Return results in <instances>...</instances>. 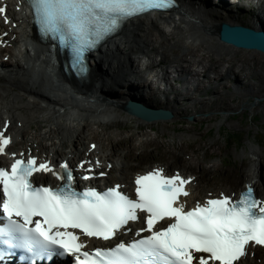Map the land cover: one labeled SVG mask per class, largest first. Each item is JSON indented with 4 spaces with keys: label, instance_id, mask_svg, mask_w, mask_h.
<instances>
[{
    "label": "snow or ice",
    "instance_id": "6c2138e0",
    "mask_svg": "<svg viewBox=\"0 0 264 264\" xmlns=\"http://www.w3.org/2000/svg\"><path fill=\"white\" fill-rule=\"evenodd\" d=\"M174 2L31 0L41 31L70 50L73 68L81 76L88 70L85 53L123 22L168 9ZM0 13H6V8L0 7ZM10 143L11 138L0 131V154ZM53 171L64 181L63 186L33 185L35 173ZM74 180L67 163L54 169L50 162L38 164L35 157L17 159L11 171L0 168V219L6 220L0 227V245L33 256H71L74 264H244L250 246H264V201L254 197L251 187L237 201L222 196L186 211L179 200L189 195L186 185L191 180L178 173L166 176L163 169H156L138 176L136 198L122 193L119 186L103 194L94 189L78 192ZM141 219L146 226L140 232L149 235L108 250H84L80 236L70 230L109 240L129 222ZM166 219L173 222L156 230ZM3 255L0 251V257Z\"/></svg>",
    "mask_w": 264,
    "mask_h": 264
},
{
    "label": "bare ground",
    "instance_id": "6f19581e",
    "mask_svg": "<svg viewBox=\"0 0 264 264\" xmlns=\"http://www.w3.org/2000/svg\"><path fill=\"white\" fill-rule=\"evenodd\" d=\"M176 1L179 2V5L174 14L177 15L178 19L173 17L175 15L162 17L163 24L172 28L169 34H165L166 32L164 31L163 35L159 31L157 22L150 20L147 16L130 19L117 37L106 41L94 53L89 55L87 60L88 70L80 81L65 76L59 66H56L54 69L55 80H53L46 70V67L49 65L48 60L44 56L45 48L43 46L35 45L32 47L33 54L26 53L20 59L17 54L21 46L19 38L13 35L3 38L2 42L4 44L9 41L14 47L7 46L4 51L0 48V67H9L12 73L8 76L2 72L6 74L2 75L0 70V83L3 82L10 85L9 87H4L1 90L2 92L0 91V127L7 129V135L11 137V141L20 139L25 147L31 144L42 146L46 155H34L39 157L41 161L50 160L51 165L60 159L67 161L71 165H75L77 156L85 154L86 156L81 160H86L89 156L94 155L98 159H106L115 168L113 155L114 157L118 156L122 165L119 166L120 176L116 177V179L122 183L129 184L131 177L134 178L137 175L151 171V169H147L144 172L135 170L131 172V166L127 164V158L134 151H126V148L123 147L128 145L129 148H132L136 137L132 131L123 137L121 131L114 132L117 129L110 131L111 127L120 128L128 123H132L133 128L141 130L138 133L139 137L147 133L146 128L151 130H155L158 127L166 128L175 119L144 121L129 114L125 104L128 101L135 100L147 107L171 111L176 116H180L179 114H181V111L175 107L179 102L180 90L177 87L173 86L170 89L171 92L175 93L174 102L172 103L167 97L159 100L154 92H144L141 90V87L148 88L152 83L146 78L147 80L141 86L136 81V78L139 79L143 77L145 72L150 71L149 76L153 74L152 77L156 78L157 82L165 83L166 87L162 91L165 90L164 92H166L170 84L168 83L169 73L164 65H170L184 85L188 84L189 80L195 81V79L200 85L202 84L201 79L199 80L201 75L209 79L210 73H215L218 77L215 79L216 81L223 82L230 79L240 90L248 91L250 94L264 92V54L255 50L238 49L223 44L218 38L219 28L223 23L259 30L264 28V16L260 12H254L249 16V14L242 15L238 13L226 15L220 11V7L226 11L227 8L231 7L243 10L250 3L246 0H240L235 2V4L232 3L233 0H216L218 4L216 3L217 5L209 7L206 4V2L209 3L208 0ZM230 2L232 5L228 7L227 4ZM15 6L17 4L13 5V7L8 4V16L13 19V22H18L19 24L20 20L15 17L16 14L13 10ZM256 6L258 9L264 10V3L260 2ZM257 22L263 23V28L258 26ZM4 28L5 31H0V36L3 32L9 30L8 27ZM155 32L162 35L161 40L155 39ZM27 35L25 30V36ZM194 47L214 57L207 59L203 56H198V54L196 56L194 52L189 53V50ZM178 49L182 50V53H178L176 51ZM242 54L247 55V59L241 65L243 69H248L252 71V75H255V71L260 66L263 72L260 91H257L255 88L248 89L239 82L235 71L237 63L234 60L231 59L229 61L225 71L220 70L224 65L221 61L224 56L237 58ZM132 55L138 58L140 55H143L144 59L148 58V62L142 64L140 67L131 68L129 67V58ZM194 57H199L200 59H194ZM250 57L255 62L254 66L248 60ZM15 58H18L22 62L15 60ZM202 60L207 61L208 65H203ZM38 62L41 65L38 66ZM99 66H102L106 70L102 76L95 71ZM194 67H201L202 69L198 71ZM183 74L192 78L186 77L182 79L181 76ZM1 79H4V81H1ZM63 84H66V86ZM222 86L225 87L223 83ZM203 89L201 91H204ZM159 90L161 89L157 88L156 91ZM240 90L237 89L236 91ZM41 102H44V104ZM161 104L164 106L161 107ZM260 104V102L257 103V105ZM195 109L200 110L197 107ZM94 125H98L102 129L104 136L111 143L113 152L106 154L103 151L104 147L102 148V145L96 141L94 143H96L97 148L94 150L87 148L88 144L83 149V145L80 144L81 147L77 146V143H82L84 131L91 130ZM29 130H36V134L31 138L27 136ZM46 141L50 142L49 146L45 145L44 142ZM69 142L75 148H73V153L65 151ZM125 142H128V144ZM90 143H93V141ZM11 151L12 153L15 152ZM23 151L24 149L19 152ZM251 157L254 160L251 164L253 168L255 167L254 172L250 167L248 170L240 173V176L243 177V182L236 186L244 189L246 184H250L257 191L261 188L257 192V195L264 199V182L261 181L260 183L259 177L255 175V171L259 170V168L261 169L264 163L262 151L254 148ZM154 168L160 167L155 166ZM211 170L218 172L217 167H211L207 170L208 174L211 173V176ZM187 177H192V175H188ZM196 181L197 179L193 181L194 183L190 187L192 195L187 199L192 204L196 200L204 199L209 193H212L215 197H217V193H223V190L220 189L212 192L207 191L209 188L204 187V190H202L199 184H195ZM106 185L109 186L111 184L107 183ZM223 186L224 184H220L216 187L225 189ZM233 189L234 193L239 192H235L237 188ZM111 244L113 243H109V245ZM255 251L259 253L258 256L260 258L262 257V261L257 262L246 258L244 264H264V249L258 248Z\"/></svg>",
    "mask_w": 264,
    "mask_h": 264
},
{
    "label": "rangeland",
    "instance_id": "374dc122",
    "mask_svg": "<svg viewBox=\"0 0 264 264\" xmlns=\"http://www.w3.org/2000/svg\"><path fill=\"white\" fill-rule=\"evenodd\" d=\"M208 1L209 3L206 2L208 7L218 4L216 0ZM229 5H232L231 2L227 4L228 7H230ZM245 9L241 10L238 8V10H235L234 8L235 12H228L220 7L221 13L226 15L229 13H238L242 15L249 14L250 16V14L254 13L250 8ZM253 11H256V9H253ZM173 17L178 19L177 15ZM157 24L159 31H161L163 35L164 31L166 32L165 34L171 32L172 28L165 26V24L160 22H157ZM11 28L16 30L14 27ZM14 35L18 37V33H15ZM154 37L156 40L162 39V35L158 32L154 33ZM7 45L11 44L7 43ZM176 51L182 53V50L178 49ZM191 52H194L196 56L198 54V56L200 55L207 59L214 57L205 54L197 47L190 49L189 53ZM246 56V54H242L237 58L224 56L221 60L224 65L220 70L225 71L229 61L231 59L234 60V62L237 63L235 71L239 82L245 85L248 89L255 88L257 91H260L263 72L259 65L258 70L255 71V75H252V71L243 69L241 65L244 60L247 59ZM196 58L199 57H194V59ZM15 60L20 61L18 58H15ZM159 60H161V58H159ZM248 60L251 62L252 66H254L253 64L255 62L252 58L250 57ZM146 62H148V58L144 59L143 55H140L139 58L132 55L131 58H129V67L137 68ZM202 63L203 65H208V62L205 60H202ZM164 67H166L169 73L168 83L170 86L168 85L167 91H156L157 89L155 86H159L162 89L164 88L163 84L158 85L159 83L157 84L156 82L148 86V88L141 87V90L144 92H154L159 100L167 97L173 103L175 93L173 91L171 92L170 89H172L173 86L177 87L180 90L178 97L179 102L175 107L181 111V114H179L180 116H176L172 113L175 121L171 122L168 127H158L159 129L156 128L155 130L146 128L147 133L139 137L138 133L141 130L133 128L132 123H128L120 128L111 127L110 129V131L117 129L114 132L121 131L123 137L127 136L128 133L132 131L136 137V140L132 144V148H129L128 145L123 147L126 148V151H134L127 158V164L132 167H130L131 172L132 170L142 172L147 168L163 165L170 171V173L174 170H178L185 173V175L195 176L197 184H199L202 190H204V187L209 188V190H206L212 192L220 189L228 194L232 193L234 190L233 188H237L236 191L241 190L242 188L236 186L243 182V177L240 176V173H243V171L248 170L250 167L253 172L255 169V167L253 168L251 166L254 161L251 157L254 148H258L262 151L264 160V92L250 94L248 91L240 90L230 79L223 82L216 81L215 79L218 77L215 73H210L209 79L206 77L204 78L201 75L199 80L201 79L200 81H202V84L200 85L196 79L195 81L189 80V83L185 82L188 84L184 85L183 82L178 79L172 66L164 65ZM195 68L198 71L202 69L200 67H194V69ZM0 70L2 75L7 74L9 76L12 74L10 71L11 69L9 70V67L7 68V66L3 68L0 67ZM95 71L96 73H99L100 76L106 72L102 66L97 67ZM2 72L6 74H3ZM148 75L149 71L145 72L143 77H140L139 79L136 78L138 84L143 86L142 83L148 79ZM186 77L188 76L185 74L181 76L182 79H185ZM188 78L190 79L192 77ZM52 79L55 80V78ZM211 79L212 81L210 82ZM1 81H4V79H1ZM222 83L225 87L222 86ZM9 86V84L3 82L0 83V91L4 87ZM203 87H205V89H203ZM202 89L204 91H201ZM237 89L240 91H236ZM258 102L261 104L257 105ZM41 103L44 104V102ZM160 106L162 107L164 105L161 104ZM196 107L200 108V110H196ZM35 134L36 130H29L27 136L28 138H31ZM16 141L14 147L18 150L24 147L21 140ZM91 141H96L101 144L102 148L104 147L103 151L106 152V154L113 152L110 141L104 136L102 129L99 128L98 125L92 126L91 130L84 131V134L82 135V143H77V146L81 147V145H83V149L84 146ZM18 142H20V144H18ZM44 143L47 146L50 145V142L46 141ZM125 143L128 144V142ZM32 147H34L32 149H34L36 154H43L45 151L40 146H35V144ZM73 148V144L69 142L65 151L71 152ZM74 152H76V150H74ZM113 159L118 162L117 159L119 158L118 156L114 157L113 155ZM211 167H217L218 169V172L211 170L212 176L211 173L208 174L207 172ZM118 175H120V172L113 173L110 183L115 182V177ZM255 175L259 177L260 183L261 181L264 182V163L262 164L261 169L259 168V170L255 171ZM220 184H224L223 187H225V189L222 187H216ZM260 189L261 188H259L257 192H259ZM261 258L259 256L257 260H261Z\"/></svg>",
    "mask_w": 264,
    "mask_h": 264
},
{
    "label": "water",
    "instance_id": "95a60500",
    "mask_svg": "<svg viewBox=\"0 0 264 264\" xmlns=\"http://www.w3.org/2000/svg\"><path fill=\"white\" fill-rule=\"evenodd\" d=\"M218 38L223 44L238 49L255 50L264 54V30L223 23L219 28ZM125 105L129 114L144 121L153 119L169 120L173 118L172 113L167 110L147 107L135 100L128 101Z\"/></svg>",
    "mask_w": 264,
    "mask_h": 264
}]
</instances>
